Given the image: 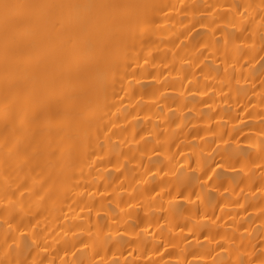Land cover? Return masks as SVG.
Returning a JSON list of instances; mask_svg holds the SVG:
<instances>
[{
	"label": "bare ground",
	"instance_id": "1",
	"mask_svg": "<svg viewBox=\"0 0 264 264\" xmlns=\"http://www.w3.org/2000/svg\"><path fill=\"white\" fill-rule=\"evenodd\" d=\"M136 2L82 118L0 114V264H264V0Z\"/></svg>",
	"mask_w": 264,
	"mask_h": 264
},
{
	"label": "snow or ice",
	"instance_id": "2",
	"mask_svg": "<svg viewBox=\"0 0 264 264\" xmlns=\"http://www.w3.org/2000/svg\"><path fill=\"white\" fill-rule=\"evenodd\" d=\"M152 7L136 0H0L6 126L23 116L35 140L82 118L81 94L97 104L106 96L125 37L148 23Z\"/></svg>",
	"mask_w": 264,
	"mask_h": 264
}]
</instances>
